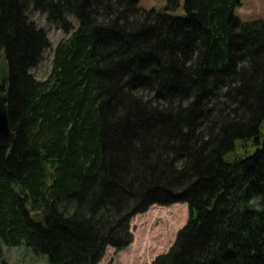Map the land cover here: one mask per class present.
Instances as JSON below:
<instances>
[{"label": "trees", "instance_id": "obj_1", "mask_svg": "<svg viewBox=\"0 0 264 264\" xmlns=\"http://www.w3.org/2000/svg\"><path fill=\"white\" fill-rule=\"evenodd\" d=\"M138 1L0 0V241L97 264L133 215L185 202L152 264H264V19L240 20V0H185L184 16Z\"/></svg>", "mask_w": 264, "mask_h": 264}, {"label": "rangeland", "instance_id": "obj_2", "mask_svg": "<svg viewBox=\"0 0 264 264\" xmlns=\"http://www.w3.org/2000/svg\"><path fill=\"white\" fill-rule=\"evenodd\" d=\"M184 1L171 5L170 0H139L143 9H156L175 16L186 14ZM240 20L252 21L264 19V0H240L234 9ZM64 34L56 28H50L47 38L54 45ZM51 47L43 52L38 64L31 68L34 76L42 80L50 68ZM189 216L185 202L167 205L153 204L146 210L136 213L130 218L129 230L132 241L122 249L107 247L97 264H152L160 254L169 250L178 230L186 223ZM0 264H50L47 255L35 254L26 244L7 245L0 241Z\"/></svg>", "mask_w": 264, "mask_h": 264}, {"label": "water", "instance_id": "obj_3", "mask_svg": "<svg viewBox=\"0 0 264 264\" xmlns=\"http://www.w3.org/2000/svg\"><path fill=\"white\" fill-rule=\"evenodd\" d=\"M8 62L4 55L0 58V150L14 140V132L11 129L8 111Z\"/></svg>", "mask_w": 264, "mask_h": 264}, {"label": "flooded vegetation", "instance_id": "obj_4", "mask_svg": "<svg viewBox=\"0 0 264 264\" xmlns=\"http://www.w3.org/2000/svg\"><path fill=\"white\" fill-rule=\"evenodd\" d=\"M0 91H2V88H0Z\"/></svg>", "mask_w": 264, "mask_h": 264}]
</instances>
